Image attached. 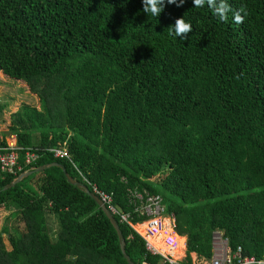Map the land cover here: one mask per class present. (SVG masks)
Returning a JSON list of instances; mask_svg holds the SVG:
<instances>
[{"label": "trees", "instance_id": "trees-1", "mask_svg": "<svg viewBox=\"0 0 264 264\" xmlns=\"http://www.w3.org/2000/svg\"><path fill=\"white\" fill-rule=\"evenodd\" d=\"M227 3L221 21L192 0L165 3L158 17L141 0H0V72L25 82L40 105L22 104L4 135L43 149L0 176V209L23 224L0 229V264H128L112 223L59 167L2 190L55 162L91 192L111 194L134 225L145 217L129 191L162 197L187 264L191 253L211 257L214 231L264 256V0ZM181 17L193 27L185 39L169 34ZM63 143L69 158L44 150ZM113 216L134 263L173 264Z\"/></svg>", "mask_w": 264, "mask_h": 264}, {"label": "built area", "instance_id": "built-area-1", "mask_svg": "<svg viewBox=\"0 0 264 264\" xmlns=\"http://www.w3.org/2000/svg\"><path fill=\"white\" fill-rule=\"evenodd\" d=\"M38 147H24L17 143L16 135L11 133L5 138H0V176L13 175L21 172L24 167L34 164L40 157ZM54 158L63 160L69 158L66 144L47 147ZM23 173V172H22ZM94 193L107 207L112 215L117 214L121 222L127 223L136 230L144 239L145 246L152 254H159L165 260L173 264H187L184 262V255L174 256V251L179 248L180 237L175 232V215L166 210L162 197L157 194L141 193L136 190L129 191L128 199L133 206V211L145 218L134 225L130 213H122L113 206L111 194L100 191L95 185L92 186ZM143 225V232L136 227ZM159 239L160 246L156 245L155 239ZM212 254L203 264H264V256L257 258L254 255L244 253L241 246L232 248L228 239L221 231H214L211 237Z\"/></svg>", "mask_w": 264, "mask_h": 264}, {"label": "rangeland", "instance_id": "rangeland-1", "mask_svg": "<svg viewBox=\"0 0 264 264\" xmlns=\"http://www.w3.org/2000/svg\"><path fill=\"white\" fill-rule=\"evenodd\" d=\"M29 105L32 107L39 108V101L38 98L30 93L27 85L25 82L21 80H15L12 79L6 75H4L2 72H0V138H5L7 135H4L5 131H7L9 124L11 122V114L17 110L21 105ZM152 181L157 182V178H153ZM258 211H257V219H262V209L264 208V203L258 202ZM9 216V212L5 211L3 209H0V229L5 225L8 224V226H18L21 230L23 229V224L20 222H17L16 220L9 219L6 220V218ZM140 225H138L136 228L143 232L144 230L139 228ZM180 238H182V243L180 241ZM178 238L179 240V248L178 253H176V256H182L186 253V245H185V237L180 236ZM4 242L6 246L9 248V242L7 240V236H3ZM175 252V251H174ZM203 259V258H202ZM202 261V260H200Z\"/></svg>", "mask_w": 264, "mask_h": 264}, {"label": "clouds", "instance_id": "clouds-1", "mask_svg": "<svg viewBox=\"0 0 264 264\" xmlns=\"http://www.w3.org/2000/svg\"><path fill=\"white\" fill-rule=\"evenodd\" d=\"M143 12L153 17H158L164 9L165 3L175 4L177 7L182 6L185 0H141ZM195 8H204L207 6L212 14L221 21H227L228 13L232 11L227 0H192ZM243 13V15L241 14ZM248 12L245 7H241L233 13V22L242 24ZM192 25L186 22L182 17L175 20L174 25L169 27V34L182 39L187 38L188 33L192 31Z\"/></svg>", "mask_w": 264, "mask_h": 264}, {"label": "water", "instance_id": "water-1", "mask_svg": "<svg viewBox=\"0 0 264 264\" xmlns=\"http://www.w3.org/2000/svg\"><path fill=\"white\" fill-rule=\"evenodd\" d=\"M52 166L59 167L63 171L64 176L66 178L65 180H66L67 183H69V184L77 187L78 189H80L81 191H83L86 195H88L91 199H93L95 201V203L100 207V209L102 210V212L104 213V215L106 216V218L112 223V225L116 229V231L118 233V236H119V240H120V245H121V250H122L121 253L124 256V258L126 259L127 263L128 264H136V263H134L130 259V257L128 256V254L125 251V239H124V236H123V233L121 231V228L119 226L118 221L115 220L114 216L107 209L106 205L94 193H92L83 184L74 181L73 179H71L67 175V172L65 171V168H64L63 165L55 162V163H52L50 165L40 166V167H37L35 169L29 170V171H25V172L21 173L20 175H18L14 180H12L11 183H9L8 185H6L2 190L5 191V190L11 188L12 186H14L18 182H20L23 178L30 176L34 172H41L45 168H49V167H52ZM142 264H145V263H142Z\"/></svg>", "mask_w": 264, "mask_h": 264}, {"label": "crops", "instance_id": "crops-1", "mask_svg": "<svg viewBox=\"0 0 264 264\" xmlns=\"http://www.w3.org/2000/svg\"><path fill=\"white\" fill-rule=\"evenodd\" d=\"M191 257H192V264H203L204 263L203 262L204 260L202 258H199L196 253H191Z\"/></svg>", "mask_w": 264, "mask_h": 264}, {"label": "bare ground", "instance_id": "bare-ground-1", "mask_svg": "<svg viewBox=\"0 0 264 264\" xmlns=\"http://www.w3.org/2000/svg\"><path fill=\"white\" fill-rule=\"evenodd\" d=\"M139 228L142 230V229H143V225H141ZM179 238H180V237H179ZM155 242H156V245H157V246H160V245H161V243L159 242V239H158V238L155 239ZM176 253H178V248L175 250V252H174V256H176Z\"/></svg>", "mask_w": 264, "mask_h": 264}]
</instances>
